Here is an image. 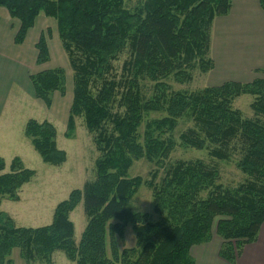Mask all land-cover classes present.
Wrapping results in <instances>:
<instances>
[{
    "label": "trees",
    "instance_id": "trees-1",
    "mask_svg": "<svg viewBox=\"0 0 264 264\" xmlns=\"http://www.w3.org/2000/svg\"><path fill=\"white\" fill-rule=\"evenodd\" d=\"M259 6L264 11V0ZM0 7L20 24L17 46L40 14L55 21L73 73L66 137L80 118L100 154L94 181L59 203L50 225L18 228L0 212V264H11L14 249L29 264H53L55 253L74 264H194L189 251L211 241L217 218L222 219L215 228L223 241L219 257L236 264L264 223V80L227 82L190 93L170 86L188 85L194 72L207 75L214 69L211 27L216 17L228 15L231 0H136L132 7L125 0H0ZM35 49L37 66L49 62L43 34ZM127 49L130 57L117 80L113 63ZM29 80L34 99L46 108L55 93L65 94L60 68ZM147 85L148 95L143 90ZM243 96L252 98L250 119L233 108ZM153 114L162 118L150 119ZM182 121L191 126L179 135V145L207 151L219 162L237 156L241 182L224 184L218 168L201 160L165 167L177 147L173 134ZM24 136L44 164L58 167L65 162L49 122L29 120ZM141 160L165 167L158 183V169L148 181L129 176ZM5 168L0 158V205L4 200L18 202L19 191L35 176L18 158L8 173H3ZM144 186L152 193L156 221L132 210L131 202ZM80 203L86 224L75 242L69 215ZM127 226L135 244L119 251L117 239H123Z\"/></svg>",
    "mask_w": 264,
    "mask_h": 264
},
{
    "label": "rangeland",
    "instance_id": "rangeland-1",
    "mask_svg": "<svg viewBox=\"0 0 264 264\" xmlns=\"http://www.w3.org/2000/svg\"><path fill=\"white\" fill-rule=\"evenodd\" d=\"M129 6H133L136 0H125ZM43 31L49 50V62L44 65L36 66L35 70L48 71L60 68L65 73V94L64 96L55 93L52 97V104L50 108L27 94L24 93V106L19 108L14 113V126L21 132L22 137L25 128L26 120H35L38 123L49 122L56 130V146L59 151L64 152L65 162L58 166L52 167L44 164L39 155L35 152L30 142L25 138L22 145L17 144L11 147L7 152L15 155V158L20 159L22 166L35 172V176L30 183L22 187L18 193L19 201L11 202L4 200L1 204V212L7 214L18 228H40L51 224L53 212L55 207L67 200L69 194L74 190H82L84 184L92 182L95 179V161L100 154L96 151L93 135L87 133L84 122L78 118L75 121V129L70 137H66V124L68 118V111L72 100L73 88V73L69 67L67 55L62 49L61 43L57 34V27L54 20L44 17L40 14L35 22V34L39 33V28ZM27 36V35H26ZM39 40V39H38ZM25 41V40H24ZM24 43V42H23ZM36 46V45H35ZM128 49L113 63V74L119 79L124 64L129 60ZM211 74L200 75L198 72L193 73V81L188 85H177L170 83L171 90L194 92L209 87L211 84ZM151 86L147 85L144 92L147 95L150 93ZM13 93H16L14 90ZM18 93V92H17ZM36 102L41 103L36 104ZM252 98L243 96L235 100L233 108L242 112L244 118H252L253 114L250 110V103ZM22 103V104H23ZM117 110L116 105L114 106ZM162 115L153 114L150 119H159ZM191 126L190 123L180 122L173 134V139L177 147L171 154L170 158L164 164L167 168L178 161H193L201 160L210 166L218 168L222 182L224 184L237 185L242 180V175L235 167L237 156L229 162H219L212 160L208 156L207 151H196L181 147L179 144V135ZM143 132V127L140 129ZM13 157V156H12ZM150 165L145 160H141L133 164L129 176L140 177L144 181H148L150 173L158 169L157 183L164 176V169ZM9 168L6 166L3 173H8ZM1 206V205H0ZM133 212L146 213L153 221L158 220L157 216L153 214L152 193L147 187H141L136 196L131 202ZM69 220L74 225L75 242H79L81 233L86 224V216L84 214L83 204L80 203L77 208L69 215ZM217 218L212 228V236L216 235L215 228L218 221ZM118 249H130L134 247L135 239L131 226H127L123 239L118 240ZM11 264H29L26 263L20 255L18 249H14L9 257ZM53 264H74L69 262L62 253H55L52 256ZM30 264H41L34 262Z\"/></svg>",
    "mask_w": 264,
    "mask_h": 264
},
{
    "label": "crops",
    "instance_id": "crops-1",
    "mask_svg": "<svg viewBox=\"0 0 264 264\" xmlns=\"http://www.w3.org/2000/svg\"><path fill=\"white\" fill-rule=\"evenodd\" d=\"M19 26V22L0 7V158L7 167L15 159V155L7 151L16 144L23 146L25 139L24 133L22 137L15 129L14 113L25 107L24 93L34 99L29 77L42 72L35 70V45L43 29L40 27L39 33L35 34L34 25L27 32L24 43L17 46L14 38ZM210 57L214 69L210 72L209 87H219L227 82L249 84L256 79L264 80V11L259 0H231L228 15L213 20ZM36 104L42 109L41 103ZM1 207L2 204L0 212ZM222 244L223 241L213 235L208 244L192 247L189 255L194 264H228L219 257ZM236 264H264V223L257 240L243 248Z\"/></svg>",
    "mask_w": 264,
    "mask_h": 264
}]
</instances>
